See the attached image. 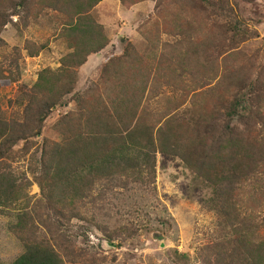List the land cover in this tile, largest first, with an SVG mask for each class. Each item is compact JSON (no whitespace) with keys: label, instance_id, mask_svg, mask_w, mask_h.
<instances>
[{"label":"trees","instance_id":"trees-1","mask_svg":"<svg viewBox=\"0 0 264 264\" xmlns=\"http://www.w3.org/2000/svg\"><path fill=\"white\" fill-rule=\"evenodd\" d=\"M100 1L0 0V33L8 18L18 17L27 27L28 19L37 21L47 11L61 23L60 36L70 50L57 69L40 71L31 89L20 87L13 103L19 112L9 120L0 114V210L13 218L10 232L21 247L20 255L9 264H64L70 248L62 234L63 221L82 219L88 206L95 207L106 193L129 180L152 184L157 153L182 160L211 190L207 206L227 233L200 250L201 263L264 264V238L254 235L256 212L264 209V133L259 135L245 115L249 109L243 93L246 82L216 100L214 124L197 125L194 137L184 139L181 127L173 126L175 118L153 120L149 93L154 80L160 84L161 78L155 70L135 67L139 59L129 54L132 46L125 41L123 54L102 69L99 85L79 96L76 109L57 121L59 140L43 139L39 158H32L36 164L30 173L39 190L37 200L28 194L32 182L12 172L13 147L41 136L50 113L72 93L77 69L108 44L102 26L91 15ZM150 1L155 3L156 14L167 3L182 13L180 0ZM187 1L192 12L201 7L215 16L225 34L234 37L241 32L237 17L226 12L230 0ZM170 30L167 27L162 33L170 34ZM5 47L0 38V51ZM26 49L29 57L37 55ZM3 71L0 67V86L8 79ZM24 149L19 152L28 153L30 147ZM59 239L65 241L62 246L57 244Z\"/></svg>","mask_w":264,"mask_h":264},{"label":"rangeland","instance_id":"rangeland-1","mask_svg":"<svg viewBox=\"0 0 264 264\" xmlns=\"http://www.w3.org/2000/svg\"><path fill=\"white\" fill-rule=\"evenodd\" d=\"M123 2L101 0L94 7L91 15L102 26L108 44L77 69L72 93L50 113L41 136L31 138L28 145L18 142L13 147L10 168L14 175H24L32 182L28 189L32 201L39 198L30 173L36 164L32 158H39L42 140H59L57 121L76 109L79 96L99 85L102 69L123 54L125 41L132 46L129 54L139 59L135 67L155 70L161 78L160 84L154 80L149 93L152 105L148 109L154 113V121L175 118L173 126L181 127L184 139L193 138L197 125L214 124L216 100L233 94V87L246 82L243 93L249 109L245 115L259 135L264 133V0L229 1L226 12L241 23V32L234 37L225 34L215 16L201 7L192 12L187 0L179 2L181 14L169 3L156 14L150 0ZM55 16L46 11L37 21L28 19L27 27L18 17H11L1 29L6 47L0 51V67L8 79L0 86V114L7 120L20 111L13 105L20 87L31 89L40 71L57 69L70 52ZM167 27L170 34H163ZM26 46L37 55L29 57ZM219 123L224 121L219 119ZM233 125L241 126L238 122ZM23 146L25 151L30 147L28 153L19 152ZM210 198L209 187L182 160L157 153L152 184L129 180L106 193L95 207L88 206L82 219L63 221L62 234L70 248L64 264H202L200 250L227 233L207 206ZM255 222L254 235L264 238V209L256 212ZM13 223L0 210V264L11 263L21 253L10 232ZM153 233L162 234V240L153 239ZM64 243L57 240L59 246Z\"/></svg>","mask_w":264,"mask_h":264},{"label":"water","instance_id":"water-1","mask_svg":"<svg viewBox=\"0 0 264 264\" xmlns=\"http://www.w3.org/2000/svg\"><path fill=\"white\" fill-rule=\"evenodd\" d=\"M151 237H152L153 239L157 240V241H161L162 238H163L162 234H159V233H158V234L153 233V234L151 235ZM161 246H162V244H161Z\"/></svg>","mask_w":264,"mask_h":264}]
</instances>
